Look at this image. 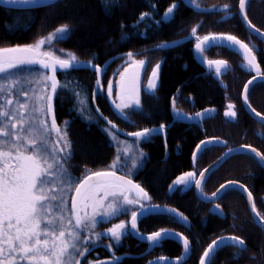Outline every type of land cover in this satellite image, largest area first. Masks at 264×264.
I'll list each match as a JSON object with an SVG mask.
<instances>
[{
	"label": "snow or ice",
	"instance_id": "snow-or-ice-1",
	"mask_svg": "<svg viewBox=\"0 0 264 264\" xmlns=\"http://www.w3.org/2000/svg\"><path fill=\"white\" fill-rule=\"evenodd\" d=\"M5 5L27 6L29 8L54 6L57 0H0ZM185 6H191L201 12H222L221 20L227 22L237 14L231 11L229 4L212 5L211 9L202 7L199 0H183ZM248 0H238L239 18L251 35L264 40V32L256 27L248 18L246 5ZM107 9L108 0H104ZM155 9V5H151ZM180 5L173 2L166 8L160 19H155L152 12L139 15L135 25L149 18L156 26L171 23ZM200 24L191 28L186 40L194 41L193 53L199 61L205 63V53L212 48H226L242 57L241 68L254 72L255 75L244 85L242 100L245 109L255 116L259 123L264 124V115L256 112L248 102L249 86L256 82L264 84V72L258 62L254 49L258 46L241 40L230 33H208L197 35ZM123 27V25L121 26ZM150 27V25H146ZM71 28L67 24L57 26L47 36L36 42L12 47H0V264H80L88 254L97 247H104L110 255L101 260H88L86 264H119L121 257L115 254L113 245L119 246L128 235L147 242L149 249L162 247L165 240H174L181 244L182 254L172 264H186L190 258L192 241L183 233L171 229H159L150 235L138 229V220L150 215H167L176 223L191 229L189 219L177 209L151 203L148 192L131 177L144 166L146 153L139 148L141 142H148L152 135H164L169 125L143 128L133 132L120 129L113 121L104 116L98 105L96 96L104 93L118 119L137 127L132 119L133 114L144 113L140 93V71L144 69L146 59H135V53L128 52L124 56L130 60L129 74L125 68L120 76L118 101L112 98L113 85L109 81L104 87L101 76L104 66L92 60H81L75 53L54 48L53 42H63L71 38ZM183 41H163L157 49L178 46ZM48 46L52 51H42ZM60 52L62 55H56ZM123 58V57H122ZM209 72L215 73L219 80L221 72L230 70L226 60H208L205 64ZM86 67L96 74V84L89 95L74 81L65 78L58 80L56 73L60 71L67 77L71 71ZM160 63L151 71L144 85L145 94L155 98L159 81ZM221 83H223L221 81ZM38 85V87H29ZM60 92H68L74 99L73 110L86 122L105 124L102 131L109 136L117 149L115 159L109 170L92 172L85 169L87 175L77 176L72 171L71 160L74 156L73 142L68 135L71 121L57 123L54 101ZM179 93V89L177 90ZM192 102V97L186 98ZM176 97H172L171 111L173 123L196 122L211 118L215 111L206 108L189 115L176 108ZM93 106L95 111L93 112ZM230 122L236 121L235 105L228 104L224 113ZM133 138L131 142L119 140L120 134ZM257 136L264 139V133L257 131ZM227 147V141L218 137L202 140L196 145V153L203 154L209 147ZM233 154L248 155L264 167V153L252 145H241L227 148L219 160L208 168L200 171L199 178L195 171L184 172L169 185V192H187L195 188L200 198L206 203H213L209 210L213 215L223 216V210L215 200L222 199L229 191L239 189L250 201V210L254 222L264 229V215L256 207L255 198L246 186L238 181H227L221 184L211 196L203 191V182L212 172L218 169ZM125 175H117V172ZM206 173L208 175H206ZM131 197V198H130ZM127 215L129 220H120L104 231H96L99 224L110 223L113 219ZM107 239L108 244L102 241ZM225 247L235 248L234 259H239L247 251L244 238L238 235H223L213 239L199 257V264H213L216 254ZM255 257H253L254 259ZM159 260L167 261L160 257ZM148 264H154L149 261Z\"/></svg>",
	"mask_w": 264,
	"mask_h": 264
},
{
	"label": "trees",
	"instance_id": "trees-1",
	"mask_svg": "<svg viewBox=\"0 0 264 264\" xmlns=\"http://www.w3.org/2000/svg\"><path fill=\"white\" fill-rule=\"evenodd\" d=\"M173 0H108L107 9L104 0H58L54 6L34 10H16L0 6V47H12L36 42L47 36L62 24L71 28V38L57 42V46L75 53L81 60H92L105 68L103 82L107 84L112 73L126 59L125 53L133 52L138 58L146 59V74L160 63V83L153 98L145 92L141 95L144 113L133 114L137 127L117 118L107 95L100 93L97 105L109 120L120 129L133 132L143 128L169 125L164 135H152L142 147L147 154L145 167L138 172L135 181L152 198L155 205L168 206L183 213L191 222V229L176 223L167 215H150L138 222V229L150 235L159 229H171L183 233L192 241V253L186 264H199V257L213 239L223 235H238L246 241L247 251L239 259L233 258L235 248L225 247L219 251L213 264H264V229L257 226L250 211L245 193L239 189L229 191L219 204L224 215H213L210 209L213 203L202 201L195 188L187 192H169V185L184 172L200 171L209 167L227 151L241 145H252L264 153V139L257 136V131L264 133V124L250 115L245 109L242 94L244 85L255 75L241 68L242 57L226 48H212L207 51V60H226L230 67L221 72L219 80L216 74L199 64L194 56V41L186 40L191 28L200 24L197 35L208 33H230L241 40L258 46L254 49L261 70L264 72V40L251 35L239 18L238 0H199L202 7L211 9L212 5L229 4L237 15L223 22L222 12H201L191 6H185L183 0H176L180 5L171 23L156 26L149 18L137 26L139 15L152 12L159 20ZM155 5V9L151 7ZM248 18L258 29L264 32V0H249ZM123 25V27H121ZM146 25H150L147 27ZM183 41L178 46L157 49L155 45L163 42ZM123 57V58H122ZM58 80L65 78L78 82L89 95L96 88V74L91 69H76L65 77L57 72ZM221 81L223 83H221ZM179 89V93L177 90ZM176 97L177 109L192 115L206 108L215 109L211 118L198 123H173L171 111L172 97ZM192 97V102L186 98ZM251 106L264 115V84L257 83L249 93ZM75 101L68 92H60L55 99L57 123L71 121L68 127L70 140L73 142L74 156L71 160L72 171L82 176L85 169L105 170L117 155L109 136L102 131L104 120L86 122L73 110ZM235 105L236 121H228L224 113L228 104ZM95 107L93 106V112ZM218 137L227 141V147L210 146L203 154L194 156L196 145L202 140ZM238 181L252 192L256 207L264 215V167L256 159L236 154L221 167L212 172L203 184L207 195L216 192L221 184ZM122 215L110 223H102L99 228L105 230L120 220H129ZM103 244L110 243L104 239ZM115 254L121 257L119 264H147L149 261L165 257L174 259L182 254L181 244L174 240H165L162 247L149 249L147 242L139 241L128 235L119 246L113 245ZM110 253L104 247H97L81 259L80 264L88 260H103ZM253 257H255L253 259ZM166 264V263H164Z\"/></svg>",
	"mask_w": 264,
	"mask_h": 264
},
{
	"label": "rangeland",
	"instance_id": "rangeland-1",
	"mask_svg": "<svg viewBox=\"0 0 264 264\" xmlns=\"http://www.w3.org/2000/svg\"><path fill=\"white\" fill-rule=\"evenodd\" d=\"M53 44H54V48H56V49H61V48H59V47L57 46V42H53ZM52 50H53V49H52V48H49L48 46H45V47L42 49V51H52ZM55 54H56V55H62L60 52H56ZM135 59H140V58H138L137 56H135ZM129 64H130V60H129L128 57H126V59L123 60V62L120 64V66H119L117 69H115V71L112 73V75L110 76V78H109L107 84H105V82H102L105 88H107L109 81L112 82V85H113L112 98L117 99V102H119V101H118V93H119L118 84H119V80H120V76H119L118 74H119V73H123L125 68H129ZM147 67H148V66H147V63H146L145 66H144V71H143V76H142V81H141V87H140V92H141V93H140V100H141V98H142L141 95H142L143 92H144V85L147 83V79H148V77H149L150 74H151V70L149 71L148 74H146V71H148ZM159 83H160V73H159L158 86H159ZM158 86H157V89H158ZM29 87H38V85H31V86H29ZM157 89H156V91H157ZM103 94H104V93H103ZM105 95H106V94H105ZM141 104H142V102H141ZM67 131H68V129H67ZM68 135H69V134H68ZM132 139H133V138H131V137H126V136L123 135L122 133L119 135V140H121V141L127 140V141L131 142ZM112 143H113V142H112ZM143 143H144V142H141V143L139 144V148H141V149L144 151V149H143V147H142V144H143ZM144 153H146V152L144 151ZM114 159H115V158H114ZM146 163H147V154H146V159H145V162H144V166H143L142 168H139L138 170H136V171L133 173V175H131V177H129V178H131V179H135V177H136V175L138 174V172H139L140 170H142V169L145 167ZM105 170H109V167H107ZM92 172H94V171H92ZM118 172L121 173V174H123V175H125L124 172H121V171H118ZM87 174H88V173L86 172V173H84L82 176L87 175ZM197 177H198V176H197ZM130 198H131V197H130ZM125 216H126V215H125ZM100 225H101V224L98 225L96 231H100V232H102V231H104V230L99 228ZM102 242L104 243L105 240H103Z\"/></svg>",
	"mask_w": 264,
	"mask_h": 264
},
{
	"label": "water",
	"instance_id": "water-1",
	"mask_svg": "<svg viewBox=\"0 0 264 264\" xmlns=\"http://www.w3.org/2000/svg\"><path fill=\"white\" fill-rule=\"evenodd\" d=\"M58 1V0H57ZM249 1V0H248ZM248 4V3H247ZM0 6L1 7H4V8H8V9H16V10H34V9H40V8H44V7H36V8H29V7H27V6H16V5H5V4H3L2 2H0ZM246 10H247V5H246ZM245 25V24H244ZM195 59H196V61L199 63V64H201L202 66H204V67H206L205 66V64H206V62L208 61L207 59H205V63H201L200 61H199V58L198 57H196L195 56ZM79 69H89V68H86V67H82V68H79ZM132 71H134V69H132V68H129V74H131V72ZM143 71H144V69H142L141 71H140V81H139V83H140V87H141V81H142V76H143ZM104 74H105V71L103 72V75L101 76V81L103 82V78H104ZM56 76H57V79H58V75H57V73H56ZM257 83H259V82H256L255 84H257ZM96 87H98V86H96ZM252 85H250L249 86V92H248V102L250 103V101H249V93H250V90L252 89ZM141 93V92H140ZM140 93H139V97H140ZM99 95V94H98ZM98 95L96 96V100H95V105H97V98H98ZM244 103V102H243ZM251 105V104H250ZM252 107V106H251ZM253 108V107H252ZM257 112V111H256ZM250 115L251 116H253L251 113H250ZM255 119H257L255 116H253ZM184 123H196V122H184ZM240 147V146H239ZM237 148V147H236ZM256 149V148H255ZM258 150V149H257ZM259 151V150H258ZM260 152V151H259ZM199 153H196V155L195 156H197ZM236 154H233L231 157H233V156H235ZM222 157V156H221ZM230 157V158H231ZM219 160V159H218ZM218 160H216L214 163H216ZM228 160V159H227ZM226 160V161H227ZM225 161V162H226ZM224 162V163H225ZM214 163H212L211 165H213ZM223 163V164H224ZM222 164V165H223ZM221 165V166H222ZM221 166H219V167H221ZM218 167V168H219ZM208 168V167H207ZM215 171V170H214ZM117 175H123V174H121V173H119V172H117ZM206 175H208L207 173H206ZM199 178V177H198ZM131 179V178H130ZM133 181H134V183H137L134 179H132ZM205 182V181H204ZM204 182H203V184H204ZM241 184V183H240ZM241 185H243V184H241ZM243 186H245V185H243ZM247 188V187H246ZM247 190H249L248 188H247ZM195 191H196V194H197V196L200 198V195H199V192L195 189ZM209 196H211V195H209ZM201 199V198H200ZM248 199V198H247ZM202 200V199H201ZM203 201V200H202ZM216 201V200H215ZM214 201V202H215ZM248 203H249V207H250V201H249V199H248ZM251 211V210H250ZM251 213H252V211H251ZM252 215H253V213H252ZM138 222H139V220H138ZM137 239V238H136ZM137 240H139V239H137ZM139 241H141V240H139ZM191 253H192V251H191ZM191 253H190V257H191ZM189 259L190 258H186V263L189 261ZM175 260V258L174 259H169V258H167V261L165 262V261H163V260H159V259H155V260H152L153 262H154V264H164V263H166V264H172V262ZM148 264V263H147Z\"/></svg>",
	"mask_w": 264,
	"mask_h": 264
},
{
	"label": "flooded vegetation",
	"instance_id": "flooded-vegetation-1",
	"mask_svg": "<svg viewBox=\"0 0 264 264\" xmlns=\"http://www.w3.org/2000/svg\"><path fill=\"white\" fill-rule=\"evenodd\" d=\"M198 177H199V176H198ZM198 177H197V178H198Z\"/></svg>",
	"mask_w": 264,
	"mask_h": 264
}]
</instances>
